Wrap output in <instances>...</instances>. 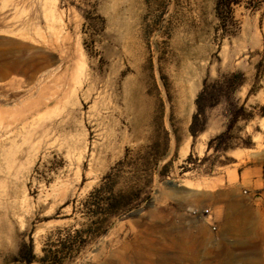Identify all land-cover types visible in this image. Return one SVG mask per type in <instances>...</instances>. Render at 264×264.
I'll return each mask as SVG.
<instances>
[{
    "label": "rangeland",
    "instance_id": "obj_1",
    "mask_svg": "<svg viewBox=\"0 0 264 264\" xmlns=\"http://www.w3.org/2000/svg\"><path fill=\"white\" fill-rule=\"evenodd\" d=\"M230 6L0 0V264H264V0Z\"/></svg>",
    "mask_w": 264,
    "mask_h": 264
},
{
    "label": "bare ground",
    "instance_id": "obj_2",
    "mask_svg": "<svg viewBox=\"0 0 264 264\" xmlns=\"http://www.w3.org/2000/svg\"><path fill=\"white\" fill-rule=\"evenodd\" d=\"M78 56V55H77ZM80 61V59H79ZM75 62V61H74ZM76 63V62H75ZM77 64V63H76ZM78 66V64H77ZM80 68V67H78ZM86 72V71H85ZM78 74H79V71L77 70V73H76V78L78 77ZM81 75V74H80ZM79 78V77H78ZM77 78V79H78ZM83 80V79H82ZM81 80V81H82ZM82 84V83H81ZM80 86V85H79ZM39 105V104H38ZM248 232V231H247ZM262 238V237H261ZM181 245V244H180ZM229 245V244H228ZM178 246V245H177ZM182 246V245H181ZM137 247V246H136ZM182 248V247H181ZM179 248V249H181ZM185 248V249H184ZM184 250L182 251H179L178 253L174 254V255H168L167 257H163L161 258L159 261H157L156 263L154 262L155 260L151 261V252L147 253V256H148V260L147 261H142V260H138V263L140 264H182V261L183 260H188L190 262V264H195V257L194 256H189L187 257L186 254H185V250H188V248L186 249V247L184 246ZM139 250V248H138ZM178 251V250H177ZM141 252V251H140ZM148 252V251H146ZM246 252V251H245ZM247 253V252H246ZM139 254V252H138ZM154 254V253H153ZM244 254V253H243ZM235 254H233L232 252L227 254L226 257L222 258V259H219L217 261L216 264H256L255 261H252V260H248L246 262H242V263H236V256H234ZM250 256V255H249ZM253 256V255H252ZM138 257V256H137ZM187 257V258H186ZM239 258V257H238ZM242 258H245L242 256ZM140 259V258H139ZM236 261V262H235ZM124 263V262H123Z\"/></svg>",
    "mask_w": 264,
    "mask_h": 264
},
{
    "label": "trees",
    "instance_id": "obj_3",
    "mask_svg": "<svg viewBox=\"0 0 264 264\" xmlns=\"http://www.w3.org/2000/svg\"><path fill=\"white\" fill-rule=\"evenodd\" d=\"M231 3H232V0H217V8L219 9H221L222 8V10H224V12H226V13H228V12H230L231 11ZM196 101H197V104H198V109H200L199 107H200V96H198L197 97V99H196ZM196 114H194V116H193V121H192V123H191V125H190V131L194 134V133H196V131H197V128H196V126H195V120H196ZM113 205L114 204H110L109 206H108V209L109 208H111V207H113ZM123 205H126V204H121V206H123ZM108 213V212H107ZM32 259H30V258H28L27 259V261L28 262H30Z\"/></svg>",
    "mask_w": 264,
    "mask_h": 264
},
{
    "label": "built area",
    "instance_id": "obj_4",
    "mask_svg": "<svg viewBox=\"0 0 264 264\" xmlns=\"http://www.w3.org/2000/svg\"><path fill=\"white\" fill-rule=\"evenodd\" d=\"M190 212L194 216H206V219L208 220V223L210 224L211 228L214 231L217 230V226L215 224V221L213 218V213H212L211 209H209V208L200 209V208L194 207V208H190Z\"/></svg>",
    "mask_w": 264,
    "mask_h": 264
},
{
    "label": "water",
    "instance_id": "obj_5",
    "mask_svg": "<svg viewBox=\"0 0 264 264\" xmlns=\"http://www.w3.org/2000/svg\"><path fill=\"white\" fill-rule=\"evenodd\" d=\"M136 214V212H132L129 214V216H134Z\"/></svg>",
    "mask_w": 264,
    "mask_h": 264
}]
</instances>
